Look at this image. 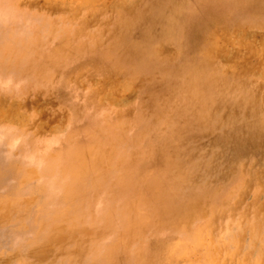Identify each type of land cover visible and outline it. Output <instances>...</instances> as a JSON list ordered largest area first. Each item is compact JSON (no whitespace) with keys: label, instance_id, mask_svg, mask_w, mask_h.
Wrapping results in <instances>:
<instances>
[{"label":"rangeland","instance_id":"obj_1","mask_svg":"<svg viewBox=\"0 0 264 264\" xmlns=\"http://www.w3.org/2000/svg\"><path fill=\"white\" fill-rule=\"evenodd\" d=\"M240 1L0 0V264H264Z\"/></svg>","mask_w":264,"mask_h":264},{"label":"bare ground","instance_id":"obj_2","mask_svg":"<svg viewBox=\"0 0 264 264\" xmlns=\"http://www.w3.org/2000/svg\"><path fill=\"white\" fill-rule=\"evenodd\" d=\"M241 2V10H245V9H247V8H251V7H247V5L244 3L245 1H243V0H241L240 1ZM77 6V5H76ZM252 9V8H251ZM251 11H253V12H257V11H254V9H252ZM259 12V11H258ZM251 13V12H250ZM56 60V59H55ZM55 65V64H54ZM89 122V121H88ZM77 133V132H76ZM79 134V133H78ZM118 134V133H117ZM79 144V143H78ZM81 144V143H80ZM89 151V150H88ZM76 158V157H75ZM24 200H26V199H24ZM142 233V232H141Z\"/></svg>","mask_w":264,"mask_h":264}]
</instances>
